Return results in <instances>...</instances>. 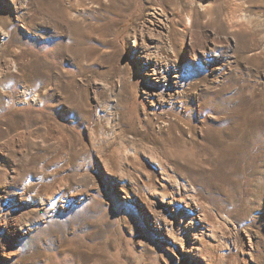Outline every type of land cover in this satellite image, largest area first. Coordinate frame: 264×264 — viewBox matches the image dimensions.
<instances>
[{"label": "rangeland", "instance_id": "rangeland-1", "mask_svg": "<svg viewBox=\"0 0 264 264\" xmlns=\"http://www.w3.org/2000/svg\"><path fill=\"white\" fill-rule=\"evenodd\" d=\"M0 31L19 72L0 82V127L18 124L0 136V264H264V0H0ZM152 56L179 88L149 96ZM68 80L62 150L40 111Z\"/></svg>", "mask_w": 264, "mask_h": 264}, {"label": "bare ground", "instance_id": "bare-ground-1", "mask_svg": "<svg viewBox=\"0 0 264 264\" xmlns=\"http://www.w3.org/2000/svg\"><path fill=\"white\" fill-rule=\"evenodd\" d=\"M51 14L56 16L59 19V21L60 20H64V19H68V18L70 19V16L68 15V13H51ZM161 14L162 13L153 11V13H150L149 15H150V17L152 19L153 25H155L157 27L164 28V29L167 30L166 38L169 41V43H172V39L175 36V34L177 33L176 32V28H175V26L172 24V22L170 20H168L166 18L162 19ZM33 18L35 19L36 16L34 15ZM185 21H186V25L190 26L191 23H192V17L190 15H186ZM71 24H72V22H71ZM72 25H74V24H72ZM2 38H4V35H3L2 31H0V39H2ZM170 46H171V44H170ZM171 50H172V48H171ZM144 52H145V49H144ZM168 56H170V55H168ZM5 61H6L5 63L0 65V82L4 81L6 79V77L8 78L9 75L10 76H12V75L19 76V72H17L18 69L15 66V61H14L13 57H11L10 59H7ZM165 61H162V59H159V58H154V56H152L150 58H147L144 61L143 65L141 64L143 66L144 72L147 75H149V76H153L151 78V80H149V81H153L152 83H156V84L159 85V86L158 85H154V86L151 85V87H150V86H148V85H150L148 80H146L147 81L146 83H143V86H145V90L146 91L148 90V92L151 93V91H153V89H154L153 93L156 92L155 94H152V93L149 94V96H151V95L159 96L157 94H159L160 90L162 91V89H161L162 87H166V88H168V90L172 89L173 87H178L179 84L183 81V79L185 77L186 73L183 71V69H179L180 74L175 77V78H177L176 81L170 82V77L172 78L175 75H170V73L172 72L173 68H171V63L167 62L169 60H167L166 62ZM8 63H12L11 66ZM4 64L7 67H4ZM29 66L31 67V70H32L33 69L32 67L34 65L32 64V65H29ZM9 68H11V70H12L11 72H10ZM29 70H28V72H29ZM149 71L152 72V73H147ZM41 72L44 75V77L47 78V81L51 80L50 65L47 64L45 69L43 71H41ZM63 74H65V73H63ZM65 77L70 79V76L68 74ZM189 78H187V79H189ZM62 82L63 83L65 82V84H60L59 85V83H58V85L56 86L58 88V91L60 92L61 99L57 102V104L55 103L56 104L55 108H52V106H44V107H41V111L40 112H41L42 116L45 115V117H46L45 120H44L45 121L44 125L46 124V126H47V133H46V136H44V137H50L52 139L57 140V142H59L58 144L61 146L60 148L62 150H64L69 144H71V142H73V139L68 134L66 127H67V124L70 123L71 125H74V123L76 122V120H77L76 116L78 117V115H76V113H78V112H77V110L75 111V108H79V107L77 105V100H78L77 99V87L75 86L74 82H71V80L62 81ZM49 83L50 84L46 83V80H45V84L46 85H45V92L43 93V95L35 94V98L33 99V101H36V104H38V102H41L42 98L43 97L45 98V95H46L47 99H53L54 95H52V93L50 92V90H52V88L50 86H53V85H52V82H49ZM162 83H163V85H161ZM167 95H169L168 97H171V99L174 98L173 97V92H167ZM101 96H102V94H101ZM23 97H24V95H23ZM161 102H164V101L162 100ZM98 108H99V106H98ZM55 113H56V115H55ZM97 113H100V114L103 113L104 114L103 116H106V109L105 108L102 109V110L99 109ZM80 115H82V112H80ZM84 118H86V119H88L90 121V119L92 120L93 116L92 115L90 116V113H88L86 116H83V119ZM58 120H63L65 122L62 123L60 121L59 125H58V122H57ZM147 120H149V118H147ZM84 121H85V119H84ZM91 122H93V120ZM91 122H89V124ZM129 123H130V125H132L131 121ZM5 125H6L5 128H1L0 127V136H9V135H11L12 132L15 131L17 126H18L17 123L16 124H14V123L12 124V123H7V122H5ZM22 126L20 125L19 128H22ZM86 126H88V125H86ZM108 126H109V124L106 125V124H103L101 122H97L96 121V124H95V127H94V129H95L94 131L96 132L94 134L99 137L100 142H103V143H106V144H110V139L109 138L111 136V131L114 128V127H110V129H109ZM123 133H124V131H123ZM28 136H29L28 133L19 132V136L18 137L20 139L22 138V140L25 141V140H28V138H29ZM122 136H124V134H122ZM117 154H118L117 151H115V150L111 151L110 150L109 157L110 156L114 157Z\"/></svg>", "mask_w": 264, "mask_h": 264}]
</instances>
